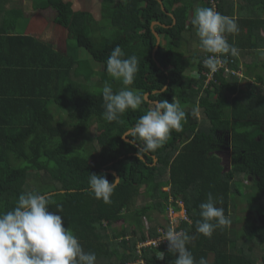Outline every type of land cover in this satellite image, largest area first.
<instances>
[{
	"label": "trees",
	"instance_id": "1",
	"mask_svg": "<svg viewBox=\"0 0 264 264\" xmlns=\"http://www.w3.org/2000/svg\"><path fill=\"white\" fill-rule=\"evenodd\" d=\"M10 1L0 0V6ZM87 1L102 3L96 21L105 18L113 30L100 41L89 33L92 12L74 10L73 0L40 4L33 0V8L55 11L53 23L64 31L66 40H75L101 66L99 84L108 81L114 92L124 86L105 70L111 50L119 45L126 57L136 55L138 72L130 87L148 94L151 103L145 100L138 109L126 110L118 121H105L101 92L90 94L78 82L83 75L79 76V61L65 47L29 36H10L12 26L1 24L0 45L7 42V46L0 57V77L16 73L20 85L19 91L0 95V212L12 210L22 192L50 194L55 202L49 204V210L62 216L63 226L77 236L85 252L96 253V264H134L139 259L145 264H171L178 254L169 252L168 243L142 248L141 256L137 245L159 235L157 227L165 226L169 207L178 210L176 201L180 200L189 222L181 221L177 231L194 237L187 247L197 260L203 256L208 264H264V96H247L251 84L246 69L239 66L238 55L223 54L227 65L207 83L210 69L202 61L209 54L196 55L197 77L187 80L184 73L189 60L179 50L182 35L193 27L190 15L195 4L211 7L210 2L215 1L218 12L228 15L224 3L160 0L164 12L157 0ZM106 22H101L102 31H107ZM152 23L159 25L152 28ZM153 31L160 37L155 60ZM10 42L19 47H11ZM225 69L234 74L223 76ZM85 77L88 84L93 81L91 73ZM161 99H174L187 113L186 122L156 150L138 156L133 137H126L129 142H125L122 136ZM54 105L73 112L67 119H57L60 115L51 111ZM197 109L203 121L196 119ZM93 127L95 137L87 138ZM220 147L231 156V168L226 172L221 158L214 154ZM109 171L120 181L111 203L106 204L89 191L88 178L103 173L111 183L115 178ZM246 177L255 181L254 192L244 193L238 186ZM29 178L33 187L27 189ZM209 192L222 200L217 207L224 208L226 217L242 201L247 211H256L258 222L244 223L243 238L234 237L230 226L216 228L210 237L197 233L199 205L206 202ZM143 220L156 226L146 230ZM118 221L123 224L117 228ZM159 252L165 254L164 260L156 258Z\"/></svg>",
	"mask_w": 264,
	"mask_h": 264
},
{
	"label": "clouds",
	"instance_id": "2",
	"mask_svg": "<svg viewBox=\"0 0 264 264\" xmlns=\"http://www.w3.org/2000/svg\"><path fill=\"white\" fill-rule=\"evenodd\" d=\"M191 24L199 39V48L210 54L202 61L206 68L215 71L222 63L223 54H239V49L226 39V34L239 32L234 17L222 15L211 7H197ZM256 52L264 59V48H258ZM138 64L136 55L126 57L119 45L111 50L105 70L124 87L114 92L111 84L104 82L101 95L105 121H118L126 110H136L144 103V94L130 87L138 72ZM186 119L187 113L174 99L172 102L161 99L154 102L122 137H133L131 143L138 147L140 156L160 147L173 130H181ZM118 182L119 179H114L110 183L103 173L89 174V191L96 199L111 203ZM54 202L50 194L25 191L18 196L12 210L0 212V264H96V253L85 252L77 236L63 226L62 216L49 210V204ZM218 203L222 200L209 192L206 202L199 205L201 219L196 221L197 233L210 237L216 228L231 225L224 208L217 207ZM170 207L175 208L174 205ZM160 231L159 241H167L169 252L178 254L171 264H208L205 257L197 260L189 251L187 244L194 237L188 232L177 231L170 225ZM156 258L164 260L165 254L159 252Z\"/></svg>",
	"mask_w": 264,
	"mask_h": 264
},
{
	"label": "crops",
	"instance_id": "3",
	"mask_svg": "<svg viewBox=\"0 0 264 264\" xmlns=\"http://www.w3.org/2000/svg\"><path fill=\"white\" fill-rule=\"evenodd\" d=\"M73 1L75 2L79 0ZM221 1L224 3V11L230 12L228 16L234 17L238 24L239 32L237 34H227L226 39L230 44H234L239 49V66L242 70L246 69V79L251 84V87L248 88L246 94L248 96V94L251 93L253 96L263 97L264 80L262 81L258 78L262 77L264 79V59H261L255 50L258 48H264V0ZM79 2L86 3L82 4V10L95 14V21L100 19V17L98 18L96 16H100L102 5L100 1L80 0ZM197 7L204 6L196 3L195 8ZM193 13L194 11L191 12L190 20L192 19ZM55 15V11L50 9L35 10L33 8V0H11L10 2L3 4V7L0 6V25L2 24L4 27L12 26L14 31L10 36H29L35 39H40L53 46H57V48H66L69 39L66 40L64 34H58L51 28V24L55 25L53 23ZM48 17H51L50 23H48ZM5 20L7 22H5ZM57 27L60 29L59 26ZM182 37L183 45L181 47L184 48L185 51L181 53H183L184 57L188 60L194 59L195 61L193 65H189V69L185 71L184 76L187 80H194L197 77L195 69L196 55H203L205 52L199 48V39L195 34L194 26L190 30H186ZM9 44H11V47L13 48L19 47L16 42H10ZM5 45L7 46V42H3L0 45V50H2ZM254 45H256L257 48L253 47ZM2 56H4V52L0 57ZM6 75L7 76H4V78L3 75L0 77V95L5 91L8 93L19 91L18 86L20 85V82L16 78L19 76L16 73H8ZM252 85L254 87H252ZM261 99L262 98H259V101ZM1 100H3V97H0V109L3 106ZM145 229L149 230L151 229V226L149 228L146 227ZM156 230H158V227ZM158 237L159 235L147 241L155 240ZM137 253L141 256V249L140 251H137ZM139 261L143 260L139 259L136 263Z\"/></svg>",
	"mask_w": 264,
	"mask_h": 264
},
{
	"label": "rangeland",
	"instance_id": "4",
	"mask_svg": "<svg viewBox=\"0 0 264 264\" xmlns=\"http://www.w3.org/2000/svg\"><path fill=\"white\" fill-rule=\"evenodd\" d=\"M45 0H38L37 3H41L44 2ZM80 1V0H79ZM79 1H73L74 2V6L73 9L74 10H81L83 9L82 4H86L84 3H80ZM50 10H52L51 8H49ZM93 16V17H92ZM91 18L93 19V21L90 23L89 25V33L90 36L92 37V39L94 41H100L102 38L110 36L113 33V30L111 28V26L109 25L108 22H106L105 18L104 20H100V21H95L94 17L95 14H92ZM50 19L51 17H48V23H50ZM101 22H106L107 24L105 25L104 29L107 31H102V23ZM51 28L54 30V32L58 33V34H63V30L60 28H58L57 26L51 24ZM183 45V44H182ZM181 45V46H182ZM180 46V52H184V48H182ZM66 49L69 52V55L71 57H73V60H77L79 61L78 63L80 64V75H82V77H80L78 79V82L84 86V88H86V91L89 92L90 94H98L101 92V89L103 87L102 84H99V74L102 71L101 66L95 62H93L88 54V52H86L83 48L77 47L75 40H70L68 42V46L66 47ZM187 59V58H186ZM195 63L194 59H190L189 60V65H193ZM92 69L95 71L93 72ZM92 71V72H91ZM91 73V77L93 78V81L90 82V84H88L85 74H89ZM52 113L54 115H56V113H58L60 115L59 118L60 120H64L67 119V117H69V114L73 112V110L71 109H59L56 105L52 106L51 109ZM195 117L198 121L202 120L203 121V116L201 114L200 111H198V109L195 111ZM189 123V122H188ZM96 128H91L90 131L86 134V137L91 138V137H95L96 135ZM94 144V142H93ZM214 154L218 155L221 158L222 161V166L224 168V171H228L231 168V156L229 151H226L223 147H220L219 149H214ZM94 156V155H93ZM94 159V157H92ZM91 158V160H92ZM49 184V183H48ZM47 184V185H48ZM254 181L251 180L250 178L246 177L241 178L240 179V183H239V187L240 189L246 193L249 191H255L254 189ZM33 187V182L32 180L29 178V183L28 186H26L27 189L32 188ZM168 188H166L165 190H167ZM143 188H141V192H142ZM240 199V198H239ZM142 203V201H141ZM247 206L245 202L242 201H237V207L235 208V210H231V215L230 218L232 220H235V223H231L230 225V229H234L235 230V235L234 237H242L243 236V226L244 223L246 221H253V222H258V214L256 213V211L250 212L246 210ZM123 224L122 221H118L117 223H115V227H120ZM143 224H144V228H149L150 226H154L155 224L152 223L150 220H143ZM231 234H233V232H231ZM230 234V235H231ZM243 238V237H242ZM243 241V243H242ZM241 242L242 245L245 244L244 240H240L239 243ZM257 249V248H256ZM255 249V250H256Z\"/></svg>",
	"mask_w": 264,
	"mask_h": 264
},
{
	"label": "built area",
	"instance_id": "5",
	"mask_svg": "<svg viewBox=\"0 0 264 264\" xmlns=\"http://www.w3.org/2000/svg\"><path fill=\"white\" fill-rule=\"evenodd\" d=\"M211 8H214L216 11L217 10V2L215 1H211ZM210 55V54H209ZM225 61L223 60V56H222V63L221 65L217 66V69L215 71L209 70L208 74L206 75V81L207 83H209L210 81H212L214 79V76L217 72L220 71V69L225 68V65H227V63H224ZM229 74H234V72H230V70L225 69L224 75L223 76H229ZM176 204L178 205L179 209L175 210V208L173 207H169L168 212L166 213V218H168V221H166V226L163 228H158L157 232L159 234V237L155 240H151V241H147V242H142L139 243L137 245V249L138 251H140V249L142 248H146V247H151V248H157L162 244L168 243L167 241H159L162 233H161V229H166L167 226H172L175 230H177V227L179 225V223L181 221H186L189 222V218L187 216V212L184 208V205L181 201H177ZM161 261V260H160ZM136 264H145L143 261H139Z\"/></svg>",
	"mask_w": 264,
	"mask_h": 264
},
{
	"label": "water",
	"instance_id": "6",
	"mask_svg": "<svg viewBox=\"0 0 264 264\" xmlns=\"http://www.w3.org/2000/svg\"><path fill=\"white\" fill-rule=\"evenodd\" d=\"M157 1H158V3L161 5L162 11L165 12V9L163 8L161 1H160V0H157ZM155 25H159V23H152L151 27L153 28ZM163 27L166 28V26H163ZM153 35H154V37H155V39H156V44H155L154 50H153V52H152V57H153V59H154V58H155V52H156V50H157L158 47H159L160 37H159V34H158L157 32H155V31H153ZM154 60H155V59H154ZM156 64H157L158 67H160L159 63L156 62ZM165 89H166V87H164V90H165ZM156 93H158V91H154V92H153V94H156ZM147 96H148V94H146V95L144 96V97H145V100H146L147 102H150V103H151V101H149V100L147 99ZM128 132H129V131H128ZM126 133H127V132H126ZM124 141H125V142H129V141L126 139V137H124ZM142 159H143V158H142ZM153 159H154V162H156V159H155V158H153ZM109 173L112 174V175L114 176L115 179H119L118 175H117L114 171H109ZM119 181H120V179H119ZM118 183H119V182H118Z\"/></svg>",
	"mask_w": 264,
	"mask_h": 264
}]
</instances>
